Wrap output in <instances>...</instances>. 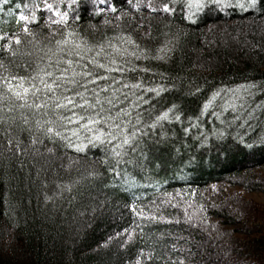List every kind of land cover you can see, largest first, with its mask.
I'll return each instance as SVG.
<instances>
[{
	"label": "trees",
	"instance_id": "trees-1",
	"mask_svg": "<svg viewBox=\"0 0 264 264\" xmlns=\"http://www.w3.org/2000/svg\"><path fill=\"white\" fill-rule=\"evenodd\" d=\"M168 2L174 13L137 11L128 0L3 6L0 35L17 34L22 43L5 49L0 41V264H264V205L246 197L264 193V0L248 10ZM33 3L38 23L28 35L17 19ZM45 3L67 12V23L54 24L60 16ZM121 36L140 45L141 59L129 57L127 67L150 69L132 76L160 90H133L149 103L137 101L130 119L137 124L139 112L148 134L120 149L121 157L107 145L76 153L49 143L35 130L46 117L20 108L22 101L10 104L5 79L36 75V65L48 62L39 58L60 47L56 40L106 49L111 41L133 51ZM169 109V121L157 123ZM25 116L43 143L31 145ZM6 133L29 151L9 152Z\"/></svg>",
	"mask_w": 264,
	"mask_h": 264
},
{
	"label": "snow or ice",
	"instance_id": "snow-or-ice-1",
	"mask_svg": "<svg viewBox=\"0 0 264 264\" xmlns=\"http://www.w3.org/2000/svg\"><path fill=\"white\" fill-rule=\"evenodd\" d=\"M76 2L77 0H72L73 4ZM174 2L179 3L180 0H174ZM8 3L9 0H0V11H3V6ZM99 3L105 5L107 0H99ZM128 3L137 11L141 7L152 13L161 11L174 13L175 11L168 0H136L134 5L133 0H128ZM257 3L258 0H245V2L237 0L235 4L231 3V0H210V4L209 0H188L187 7L191 10L195 6L197 11L210 5L248 10L255 8ZM23 7L26 11H20L17 23L25 22L23 32L31 35L29 25L38 23L36 10L39 9V5L33 3L31 7L27 4ZM45 7L60 16V20L52 21L54 24L67 23L68 13L60 12L58 5L54 7L51 3H45ZM16 8L19 10L20 5H16ZM108 10L113 13L118 11L114 6H109ZM103 11V8L99 9V12ZM191 22L195 23V20ZM73 35L74 33H68V37ZM68 37L56 40L57 46L60 47L55 51L48 49V52L39 58L41 62L45 59L48 62L43 67L36 65V75L29 76L27 79L24 76H10L9 79H5L4 83L8 85L7 92L10 93L9 102L14 104V101H22L20 108L34 109L42 117H46L43 122L39 119L35 121V130L49 143L56 144L60 141L64 147L76 153H83L89 146L107 145L116 157H121L124 153L120 149L124 146L131 147L139 137L148 134L139 127L144 123L139 112L136 113L137 124H132L130 119L133 116L131 109L137 106V101L149 103L144 95L137 94L133 90H139L140 93H155L157 96L160 95V90L144 87L142 78L132 76L133 73H148L149 68L127 67L130 63L129 57L141 59L136 51L140 45L131 36L118 38L122 44L132 46L131 52L127 47L114 45L111 41L108 42L106 49L103 44L90 46L86 42L77 43ZM0 41H5V49H11L13 43L17 46L22 43L17 34H12L10 38L0 35ZM57 52L60 55H57ZM52 57L55 59L53 60ZM129 78L133 80L132 83L126 82ZM130 94L136 96V100H131ZM216 95L218 94L213 95V99ZM208 106L205 104L204 108L207 109ZM9 111H12V107H9ZM171 111L172 109H169L163 114H158L155 121L157 123L169 121ZM174 118L176 121L181 119L179 115H175ZM22 119L25 126L22 131L29 133L31 145L34 147L38 143H43L44 140L33 135V129L27 127L30 123L29 118L25 116ZM155 127L156 123L147 125L149 130ZM188 131L190 129L186 128L185 132ZM6 136H8L7 150L9 152L15 150L24 154L29 151L28 148L22 147V140L14 141L7 133ZM223 137L224 134L220 133L218 138L223 139ZM246 146L251 147V145ZM47 151L52 153L53 149L48 148ZM35 154L43 155L39 149L35 150ZM129 210L135 214L142 213V210L138 212L135 205H132ZM127 231L125 229V232ZM140 255L142 257L143 252ZM148 259H152L151 253ZM136 264H141V261L138 259Z\"/></svg>",
	"mask_w": 264,
	"mask_h": 264
},
{
	"label": "rangeland",
	"instance_id": "rangeland-1",
	"mask_svg": "<svg viewBox=\"0 0 264 264\" xmlns=\"http://www.w3.org/2000/svg\"><path fill=\"white\" fill-rule=\"evenodd\" d=\"M246 197L252 199L253 201L264 205V193H249Z\"/></svg>",
	"mask_w": 264,
	"mask_h": 264
}]
</instances>
